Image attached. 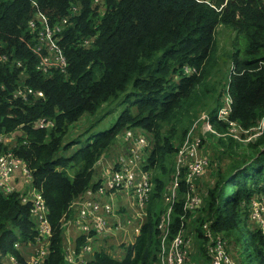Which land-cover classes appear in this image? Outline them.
<instances>
[{"label": "trees", "instance_id": "obj_1", "mask_svg": "<svg viewBox=\"0 0 264 264\" xmlns=\"http://www.w3.org/2000/svg\"><path fill=\"white\" fill-rule=\"evenodd\" d=\"M37 13L49 26L68 16L59 40L65 72L43 74L36 69L28 22ZM219 26L234 34L233 50L222 55L216 49ZM0 55L5 56L0 60V134L11 138L0 142V153L12 151L27 163L48 206L52 236L41 264H64L61 219L70 203L93 184L98 159L113 151L110 147L127 129L141 128L150 135L147 162L161 169V177L151 173L154 188L135 242L123 245L118 257L112 251L114 242L106 240L88 264H157L156 224L164 211L166 176L169 182L175 167L174 141L181 143L201 106L209 114L216 111L226 84L233 98L232 120L248 129L264 116L262 0H0ZM227 62L234 68L230 82L223 71ZM219 69L217 78L213 73ZM22 86L43 96L15 97ZM209 97L216 107L204 105ZM114 101L123 109L108 130L89 135L92 123L69 137L82 117L101 113ZM43 118L46 124L41 127ZM212 119L218 130L226 129L215 116ZM181 128L184 132L178 136ZM84 133L89 136L82 140ZM247 148L250 152L240 164L228 173L219 172L215 184L203 191L196 214L187 213L183 219L185 186L180 183L170 237L183 221L194 236L196 263L209 261L202 225L210 222L226 245L237 233L245 253L242 264H264V234L252 226L250 206L264 193V131ZM144 169L150 170L146 165ZM19 192L9 196L0 192V253L25 263L14 243L27 246L36 232L29 205L20 202ZM82 242L77 239V245Z\"/></svg>", "mask_w": 264, "mask_h": 264}, {"label": "built area", "instance_id": "obj_2", "mask_svg": "<svg viewBox=\"0 0 264 264\" xmlns=\"http://www.w3.org/2000/svg\"><path fill=\"white\" fill-rule=\"evenodd\" d=\"M102 0H94L100 3ZM264 3V0H262ZM72 10L76 9L73 5ZM68 22V16L63 17L55 25L49 26L46 19L37 13L28 22L33 43L31 49L37 57L36 69L43 74H49L53 70L65 72L67 62L62 49L59 46L60 34L64 25ZM84 44L88 41L84 40ZM0 55V60L4 59ZM187 69V72L189 69ZM232 72L234 68L232 67ZM230 82V79H229ZM229 83L227 84V88ZM30 94L42 97L41 91H33L31 88L18 87L15 97L28 98ZM233 100L228 97L226 103L216 109L215 118L229 120L235 125V120L230 118ZM205 124L210 129L211 116L204 115ZM46 120L40 119L39 126H44ZM263 123L257 130L261 132ZM256 133V134H258ZM11 138L0 134V142ZM124 149L112 151L114 157L112 163L102 174L101 179L87 187L83 193L76 197L69 205L68 211L61 219V230L65 234L68 229L76 228L75 236L66 237L63 241L64 264H88L90 257L96 250L102 247L106 240H114V245H132L140 234L141 227L147 216V205L152 191L151 172L144 169L147 153L151 148L147 135L127 129L122 135ZM200 137L190 131L176 152L175 169L173 179L164 194V211L156 224L159 231V250L157 264H199L192 259V233L188 232L182 221L178 231L170 237L171 212L177 201L178 179L182 168H186L185 181L189 184L186 199L183 202V219L187 213L192 216L201 207L202 197L195 191L191 181L199 176L204 168V160L199 153ZM110 154V153H108ZM104 157H100L96 164ZM23 177L21 190L15 187L12 180L16 170ZM20 191V202L29 205V214L34 222L35 235L28 242L31 247L30 260L21 263L10 254L11 264H41L48 255L52 228L48 219V206L41 190L33 184L32 171L27 163L16 156L12 151L0 153V192L9 196ZM256 198L250 201L252 208L257 206ZM264 206V197L262 199ZM251 218L260 221L252 211ZM204 229V250L209 258L208 264H237L226 250V241L222 235H214L210 231V223L202 225ZM83 238V242L77 245V239ZM14 247H21L19 242Z\"/></svg>", "mask_w": 264, "mask_h": 264}, {"label": "rangeland", "instance_id": "obj_3", "mask_svg": "<svg viewBox=\"0 0 264 264\" xmlns=\"http://www.w3.org/2000/svg\"><path fill=\"white\" fill-rule=\"evenodd\" d=\"M234 37V34L228 30L224 29L222 26H219L216 32V49H217V55H222L225 53L226 50H233L232 49V39ZM184 72H187V69L183 68ZM224 75H227V78L229 79L230 74L232 72V65L227 62V66H223ZM213 75H215L217 78H219L220 69L216 70ZM214 77V78H216ZM230 97L232 100V95L230 92V88H227V84L224 87V90L221 95V99L217 107L215 106L216 102H213L212 97L205 98L204 105L208 107V109L212 107H216V109L226 103V100ZM201 111L198 114L197 118L194 120L193 124H189L185 129L186 134L183 137V140L179 144V140L175 139L174 143L177 145V149L180 147V145L184 142L186 139L188 133L192 131V133L198 137H200L201 141L199 143V157L204 160V168L202 173L199 176H196L192 179L191 183L193 187L198 191V193L202 196L203 191L205 189L210 188L213 184H215V181L217 179L219 172L228 173L233 168H235L238 164L241 163V161L244 159V156L248 154L249 148H247L248 142H255L256 138L262 134L264 131V116L259 120L258 124L252 128L245 129L242 126L239 125V123L235 122V125H232L229 120H221L218 118H215L216 120L222 122L225 124L226 129L220 131L215 127V124L213 123V117L216 114V111H212L211 114L207 113L206 110L201 106ZM106 110L102 111L101 113H97L95 115H86L82 117L73 127L72 131L69 133V137L73 138L72 136H76L79 133H81L83 130L87 129L89 125L93 123L92 128L89 131L90 134H97L100 132H104L108 130L116 121L119 113L123 109V105H120L118 101H114L109 104L108 107H105ZM208 111V110H207ZM208 114L211 116L210 119V129L207 128L205 121L206 118L203 117L204 115ZM263 123L261 132L258 133L260 130H257V127ZM191 125V126H190ZM90 128V127H89ZM89 130V129H88ZM131 130H134L137 133H142L145 135L150 136L147 131L141 128H132ZM188 130V131H187ZM182 132H184V128L179 129L178 136H181ZM258 133V134H256ZM87 133H84L82 140H84V137L89 136ZM152 138V137H150ZM220 139H223L222 143L219 141ZM179 144V145H178ZM125 143L122 142V139L117 140L110 148L113 149V151H119L120 149H124ZM174 153L175 159H176V152ZM149 152L147 153L148 157ZM146 166H149L150 170L152 169V175L154 174L160 176L161 169L156 170L157 167L154 164H150L147 162V158L144 162V168ZM175 169V168H174ZM174 171V170H173ZM161 177V176H160ZM186 177V170L185 168L182 169L181 175L178 179V187H177V198L179 195V189H180V183L181 181H184L185 186V192L183 196V202L186 199L187 192L189 190V184L185 181ZM173 179V177H172ZM171 179V180H172ZM169 177L166 176V182L168 183L166 186V189L169 184H171V180L168 182ZM170 186V185H169ZM154 188V182L152 179V190ZM166 189L164 190L166 193ZM152 193V191H151ZM164 193V194H165ZM151 197V195H150ZM264 197L263 194L257 195L256 202L257 206L251 208V214L252 211H255V214L257 215L258 219L260 221H263V223L259 222L258 220H254V224L252 223V226H254L255 230L257 228L261 229V231L264 234V206H262V199ZM200 215V214H199ZM201 216L199 217V219ZM190 221V220H189ZM247 227H251V224L248 222L247 219H245ZM243 221V222H245ZM206 223V222H205ZM210 223V222H209ZM244 226V223L243 225ZM244 228V227H243ZM246 229V228H245ZM202 234H204V229L202 228ZM210 231L214 235H219L216 233H213V231L210 228ZM222 235V234H220ZM237 235V233H236ZM236 235L232 234L233 239L231 242H229V245H226L229 255L232 257V259L237 264H242V262L245 260V253L243 252L242 248L238 244V241L236 239ZM223 236V235H222ZM205 241V240H204ZM192 242L195 243L194 236L192 235ZM197 242V240H196ZM193 246V245H192ZM247 256V255H246ZM247 258V257H246ZM193 259V258H192ZM201 264H208L206 262H201Z\"/></svg>", "mask_w": 264, "mask_h": 264}, {"label": "crops", "instance_id": "obj_4", "mask_svg": "<svg viewBox=\"0 0 264 264\" xmlns=\"http://www.w3.org/2000/svg\"><path fill=\"white\" fill-rule=\"evenodd\" d=\"M102 157H104V159L98 164L95 165V173H94V180L93 183L95 181H97L98 179H101L102 174H104L105 170L108 168V166L112 163L114 157L112 155V153L110 154H105ZM13 184L15 185L16 188H18V190H21L22 185H23V177L20 174V171L17 169L14 179L12 180ZM76 234V228H70L68 229V231L64 234V240L66 237H71V236H75ZM111 242H115L114 240H112ZM31 247L29 246H23V247H19L17 250L20 253V255L23 257V259L26 261V263H28V261L30 260V252H31ZM113 252H116L118 257H121V254L123 252L122 247H118L117 245H113L112 248ZM0 264H11L10 261V254H6V255H2L0 253Z\"/></svg>", "mask_w": 264, "mask_h": 264}]
</instances>
